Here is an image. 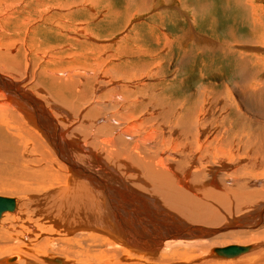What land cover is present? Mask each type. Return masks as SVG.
<instances>
[{"label":"bare ground","instance_id":"1","mask_svg":"<svg viewBox=\"0 0 264 264\" xmlns=\"http://www.w3.org/2000/svg\"><path fill=\"white\" fill-rule=\"evenodd\" d=\"M11 1L7 6L15 5ZM128 2L138 6L135 0ZM42 3L39 5L50 7V3ZM184 3L180 0L175 8L182 12V5L187 14L190 11L186 7L194 10L193 5ZM251 4L245 8L246 34L235 40L232 32L228 33V44H238L243 50H232L229 45L220 49L225 59L233 63L226 62L235 71L231 82H223L222 73L202 62L201 83L194 94L176 100L160 89L163 82L155 80L156 89V85L134 86L125 79L121 84L113 77L109 80V73L98 74L107 85L97 86V92L106 93H91L96 106L90 109L101 104L115 112L111 118H90V124H94L91 130H70L69 115L62 109L59 122L56 119L59 106L77 113V121L81 119L80 104L88 98V84L45 78L41 72L39 77L31 75L30 90V84L20 87L22 83L16 78L26 76V57L22 69L21 55L0 48V176L12 181L11 186L21 196V202L15 200L13 211L0 217V257H7L1 258L0 264H58L55 260L65 264L84 253L89 256L90 251L104 248V244L108 250L118 247V253L110 257L112 261L123 259L129 264H149L175 256L168 251L172 244H181L188 253L189 248L201 249H191L200 253L194 257L189 255L191 252L186 253L187 262L209 255L212 259L232 261L248 253L255 246L252 244L262 242L264 231L258 229L264 228V13L257 18L253 7H259ZM257 19L261 22H255ZM3 22L0 19V30ZM174 35L156 36V42L176 54L182 45L212 55L219 50L211 37L203 35L202 40L198 39L200 34L195 30L179 37ZM19 42L16 52L22 54L25 40ZM189 55L187 62L194 56ZM161 57L154 58L161 62ZM1 64L11 70L10 75L4 73ZM147 65L129 68L123 74L130 76L129 80L135 76L152 77L150 73L155 68L154 75L164 77V67L158 64L151 69ZM209 77L220 79L222 85L205 83ZM84 78L86 83L91 77ZM43 95L54 103L47 105ZM252 101L259 109L252 107ZM136 109L142 117L135 124H126L127 115ZM92 112L89 110L83 119L87 120ZM102 120L109 125L97 126ZM136 125L141 129L132 130L137 129ZM260 132L262 139L255 144L252 139ZM98 194L101 200L96 198ZM91 227L97 234L88 233ZM247 234L253 236L247 241L239 240ZM100 235L105 237L100 239ZM10 246L9 250L3 249ZM12 246L21 248L24 255ZM231 248L247 250L231 258L222 255V250L228 254ZM33 250L41 256L39 263L37 258L34 261L26 257Z\"/></svg>","mask_w":264,"mask_h":264},{"label":"rangeland","instance_id":"2","mask_svg":"<svg viewBox=\"0 0 264 264\" xmlns=\"http://www.w3.org/2000/svg\"><path fill=\"white\" fill-rule=\"evenodd\" d=\"M1 1L4 0H0L1 3L0 15L2 16L0 17V19H3L4 24L3 27L1 28L2 30H0V48L2 47L3 49L1 48V50L6 51L7 49L10 50V48L12 49L15 46V48H13L15 51L13 49L10 51L8 50V53L11 52L12 54L15 53V55L16 54L21 55L22 69L23 66H25L24 59L26 57V65H27L26 76L24 77L23 75H18L21 76L19 78H16V76H14L18 81H21L22 84L19 85L20 87H26V86L28 87L27 84H30V86L27 88L28 90H30V88L32 87L31 75L35 74L36 77H39L41 72H42V76L45 78L51 76L54 78H58L57 80L59 81L60 80L68 81L73 79L74 81H76V84L78 82L81 86L88 84L89 91L86 93L87 95L86 97L88 98H86L85 102H82V104H80L82 109H80L81 114H79L78 116L79 118L81 116V119L79 121H77L76 119L77 113L74 114L75 112L66 109L64 107L62 108L61 106H59L60 109L57 118L55 117L54 114V117L57 120L62 117V116L60 117L61 109L64 111V114H68L69 115V118L67 116L68 120L66 119V115L63 116L68 121L67 125H71L70 130H85V128H87V130H91L90 126H93L94 124L93 125L90 124L89 120L93 119L96 115L97 116L99 115V117H103V118H111V116L115 112L114 109L108 107L102 108L101 104L99 105L98 108L91 110L93 106H96V104H94L91 101L92 97L95 94L99 96L106 93V90L104 91L105 93L101 91V93L98 94L97 92V86H99L100 84L107 85V83H105L107 81H102L101 76H97L98 74L101 75L104 74V72L110 74V77H107L109 80L115 79L118 80L117 82L121 84H124L125 83L124 81H126L128 83H132L134 86L139 85L145 87V85L147 84L156 85L155 80L158 81L157 83L163 82L164 85H162L160 89L164 88L166 90V93H168L167 95L173 97L176 100L179 99L183 100L186 99L187 96L194 94L195 88H197V86H199L201 83L199 82L200 80L199 74L201 73L202 62L206 66H212L211 69H214L222 73L223 75H220L222 81L228 84L234 79L235 71H231V69H229L230 67L228 64H226V62L229 64H233V63L225 59L226 55H223L220 52V49L223 46L229 45L232 50L233 49L237 51L243 50L240 48L238 44H234V45H231L230 43L228 44V40L230 39L228 33L232 32V35H234L233 38L235 40H238L239 36H243L246 34L247 28L244 25L245 22L248 21V19L245 8L250 7L251 3L252 6L259 7V8L253 7L257 18L259 16H263L262 13H264V0H255V2L254 0H247L248 2L246 0H245L246 2L244 0L242 2L241 0H237V1L236 0L234 1L233 0H184L185 1L184 4H191L193 5V7H195L194 10H191L189 7H186V10H188V12L190 11L187 14L185 12V9L181 5L182 9L180 10L181 11L183 10L185 15L183 14V11L179 12V9L175 8L176 3L177 2L179 3L180 0H145V2L144 0L143 1L135 0L138 6H131L128 0H55V1L12 0L13 2L11 0H5L4 2ZM10 1L15 5L12 4L13 6H11L10 4V6H7L9 5ZM238 1H240L242 5ZM40 3L44 5H46V3L47 5H49L50 3V7L41 6L39 5ZM243 3L244 4L248 3V4L244 5ZM66 7L70 8V10L66 11L65 10ZM13 8L15 10H13ZM6 13L8 14V16ZM26 17H28L29 20ZM186 17L190 18L191 20H195L197 26L195 25L194 22H187ZM5 18L8 19V22L5 21ZM22 20L23 22H21ZM255 22H261V20L257 19ZM7 23L9 24L6 27ZM4 29L5 31L8 32L6 33ZM188 30L191 31L195 30L197 33H199L201 36L198 35L199 36L198 39L200 38V40H202L201 38L203 37V35L205 37H211L214 40L213 46L218 48L219 50L216 53H213L212 55L208 51L205 53H202L201 50L192 51L191 46L185 47V45H182L179 48L178 54H176L177 51L176 53H174L175 51L168 52L164 48L162 42L160 41L156 42V38L158 36L161 37L162 35H168L170 37V36H175L174 34H176L179 37V36H183ZM18 40L20 41L25 40V44L23 45L24 50L22 51V54L21 52L18 53L16 52L17 48L21 44V42L18 43ZM154 43L155 44L159 43L160 45L158 46L155 45ZM161 45H163L162 47L164 51ZM260 47L262 48V44H260ZM154 49H156L160 53H158ZM150 50H152L151 53ZM146 51L149 52L150 54L147 53ZM199 52H201L202 55ZM11 53L10 55H12ZM131 54H133L134 56ZM189 54H193L194 56L192 57V59H189V61L187 62L186 61L187 57H191V55ZM162 55L163 57H161L162 58L161 62L159 61V59L158 60L155 59L156 57L160 58V56ZM201 57H203V61H201ZM195 58L196 60L193 62ZM150 62L151 64H149ZM158 64L159 67L160 65L162 68L164 67L163 78L160 77L158 78L156 75H154V72L156 70L153 67ZM141 65H145V66L147 65L148 66L147 68L153 66L152 67L153 69L150 67L152 69L150 73L152 77L143 75L142 78L140 77L139 79L136 78L135 76V79L131 78L129 80L130 76H125V74H123L124 72H126L127 69L133 67L138 68ZM121 66L122 68L123 67L124 68L122 69ZM1 68L4 71V73L10 75L11 70H9L7 66L1 64ZM120 71H122V73ZM73 72L76 73V75ZM77 74L80 76V78L79 76L77 77ZM204 74L206 75L207 73ZM69 75L70 77L68 78ZM84 76L91 77L92 79L95 78L94 79L95 82L91 83L92 82L91 78L90 79L88 78L86 80V83H83L85 79ZM160 79H163V81H159ZM222 81L220 79L214 80L211 77H209L204 82L205 83L216 82V84L222 85V83H220ZM35 82L36 80H34V83ZM166 84L168 86H166ZM81 86H79L78 88L80 89ZM44 89L45 88H43L42 91H44ZM156 89H158V86L156 87ZM79 91L82 92V90ZM91 93L94 95H92ZM43 96H44L43 101L47 102L48 103L47 105L54 103L53 99H50L49 97H48L49 99L47 98V95H43ZM235 100L236 99L234 97V102ZM255 102L256 101H252V107L256 110L258 105ZM102 106L105 105L102 104ZM89 110L93 112L90 114L89 117H87V120L86 119L84 120L83 118L87 116ZM137 112L139 116H137L138 115L136 114ZM140 113L141 111L139 112V110L136 109L135 112L133 111L132 113L128 114L127 115L128 117H126V119L124 120L125 123L135 124V121H138V119L142 117V113L141 114ZM105 122L106 121L102 120L101 122H98L101 125H99L98 123L95 124H98L97 126L106 127L109 124L107 123L105 124ZM147 125H145L144 128L148 127ZM140 129L141 126H137V129H132V130H140ZM262 136L263 133L260 132L258 134H255V138L252 139L251 137V139L254 140V143L256 144L261 141ZM244 139L245 137H243L241 141L243 142ZM242 156L243 155L241 154L240 157ZM7 175L9 174L5 173V176ZM3 176L4 175L0 176L3 181V182L0 181V185H2L0 187L1 197L12 198L14 200H18L19 202H21L20 200L21 196L13 189L12 181H9L7 177H3ZM4 178L6 179L4 180ZM6 180L8 183L6 182ZM96 198L98 200L99 199L101 200V196L99 194L96 195ZM1 220L2 218L0 219V221ZM96 221H95L96 224L95 227L97 226L98 223ZM93 228L94 227L89 228L88 233L89 234L92 233L95 235L97 233L93 232ZM258 230L264 231V228L263 229L259 228ZM256 231H252V232H256ZM262 234L264 235V233ZM100 236L97 237L100 239H103L105 237V236L104 237L103 236L100 237ZM251 236L253 235L247 234L246 237L245 236H242L241 238L239 237V240L247 241L248 240L247 238L250 239ZM93 239H95V237H93L92 240ZM106 239L108 240L107 237ZM260 241H262L261 242L262 244L261 243L252 244L255 246L251 248L248 253L239 256L238 259L232 261H230L231 259L221 260V259H216L215 257H214L215 259L214 258L212 259L209 255L208 257L200 256L198 258H195L187 262L188 259L187 257L185 258L184 256L186 255V253H188V249L187 248L184 249V247L181 246V244H172L169 247L168 251L171 252L172 255L175 254V256L174 255L171 256L170 254H168L170 255V257H168L169 259L167 257H165L162 260L156 259L153 260L154 262L152 261L153 263H149V264H188V263L189 264H264V237H262V240ZM247 244L248 243L246 242V244L243 246H246ZM8 248L11 249V246L7 248L5 247L3 249L7 250ZM12 248L14 249V251L18 249L15 246L14 247L12 246ZM104 248H107L105 244H104ZM104 248L100 249L99 247L98 248L95 247L94 249L97 250L90 251L89 256L92 255L93 256L89 259H88L89 256H86L84 253L83 255L80 256L78 255L80 260H78L79 258L78 259L67 258L69 262L67 261L66 263L67 264H116L118 261L116 260H115L116 262L112 261L113 259H111L110 257H112V255L115 256V252L116 254L118 253L117 252L118 247L114 246L112 249L110 248V250H108L107 248L105 251H103ZM20 249H18V252L20 253V255L21 254L24 255L22 250L21 252L19 251ZM189 249H190L189 253L190 252L191 253L188 254L191 255L192 257H194L195 254L196 255L200 254L198 253L201 250L200 248H189ZM191 249L193 251L197 250L198 252L193 253ZM58 255L60 254L58 253ZM58 255H53V256L57 258L59 257L62 260L66 259L64 258V256H58ZM5 257L6 256L0 257V259ZM26 257L34 261H36L37 258L36 263L37 262L39 263L41 261L40 260L41 256L38 255V251L33 250L32 252L28 253ZM107 260H110V262H108ZM120 260L121 261L119 262L121 263L118 262L117 264H123V263L125 264V262L129 264L130 262L123 259ZM140 264H146V263H144V261L143 262L140 261Z\"/></svg>","mask_w":264,"mask_h":264},{"label":"water","instance_id":"3","mask_svg":"<svg viewBox=\"0 0 264 264\" xmlns=\"http://www.w3.org/2000/svg\"><path fill=\"white\" fill-rule=\"evenodd\" d=\"M15 200L7 197H0V217L5 212H12L15 209ZM247 248H231L227 254L226 250H222V255L228 257H235L245 252ZM12 260H10L11 262ZM9 262V261H8ZM56 263H60V260H55Z\"/></svg>","mask_w":264,"mask_h":264}]
</instances>
